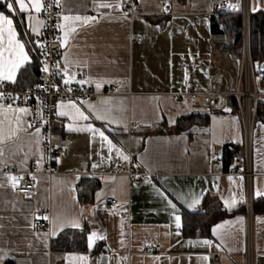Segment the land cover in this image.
<instances>
[{
    "label": "crops",
    "instance_id": "crops-1",
    "mask_svg": "<svg viewBox=\"0 0 264 264\" xmlns=\"http://www.w3.org/2000/svg\"><path fill=\"white\" fill-rule=\"evenodd\" d=\"M0 2L7 10L14 4ZM218 2L226 3L222 11L242 16L244 10L248 16L264 12V0H138L132 13L120 0H59L60 67L70 76L82 74L96 95L83 105L61 104L65 115L54 118L52 142L64 155L50 177L42 129L30 126L29 109L0 103V170L38 173L30 195L14 193L11 176L0 173V264H101L102 256L108 264H264V213L245 206L264 198V121L252 125L248 184L219 164L224 145L242 147L243 155L238 104L229 99L226 109L212 112L185 95L206 92L212 76L221 77L225 92L239 85L241 47L233 52L227 33L212 32L208 12ZM41 12H21L14 4V12L5 14L29 58L15 82L3 81L10 88H29L38 76ZM252 64L262 75L261 63ZM110 85L119 93L103 94ZM19 108L27 111H14ZM130 159L150 175L135 187L125 174ZM112 161L123 167L112 172ZM106 198L116 202L114 212ZM207 204L231 216L208 234L186 236L183 215L202 213ZM43 222L48 228L38 231L36 223ZM85 227L86 251L52 250L61 232ZM146 247L156 252L147 255Z\"/></svg>",
    "mask_w": 264,
    "mask_h": 264
},
{
    "label": "built area",
    "instance_id": "built-area-1",
    "mask_svg": "<svg viewBox=\"0 0 264 264\" xmlns=\"http://www.w3.org/2000/svg\"><path fill=\"white\" fill-rule=\"evenodd\" d=\"M43 10L41 18L43 20L42 34L36 37L40 44L38 52L39 74L33 86L26 89H14L8 87L4 82H0V103L11 108L20 106L29 109V124L31 127L42 129V145L44 150V173L51 176L58 160L64 151L52 142L53 122L57 113V105L66 103H77L83 105L92 96L96 95L88 86L82 74L70 76L66 74L59 64V55L62 50V37L59 34L58 17L59 9L56 0H43ZM138 0H120L123 10L131 11ZM225 2L212 3L209 9L210 15L219 17ZM137 35H132L135 38ZM240 80L239 85L233 91H223V81L220 76H212L206 92L186 93L191 103L208 111H223L228 106V100H234L239 107V116L243 126V155L235 157L228 166V175L241 174L249 184L252 174L251 168V146H252V125L256 114L258 99L264 98L262 87V75L253 68L249 21L247 11H243L242 16V45L240 48ZM47 68V71L44 69ZM71 77L68 84L64 81ZM83 81V83H81ZM116 86H108L103 94H118ZM181 98L183 94H176ZM126 170L130 187H135L138 178L141 181H148L150 175L146 172L137 171L132 159ZM222 165V160L219 161ZM123 167L119 161L110 162V170L116 172ZM0 173L17 177L16 181H11L14 193L30 195L34 192L38 175L37 171L31 170L25 173L16 171L13 167H6ZM105 206L109 212H114L116 202L112 198L105 199ZM246 209H251V201L247 200ZM35 228L43 231L48 228V222L36 223ZM156 252L154 247H146L144 253L147 255Z\"/></svg>",
    "mask_w": 264,
    "mask_h": 264
},
{
    "label": "trees",
    "instance_id": "trees-1",
    "mask_svg": "<svg viewBox=\"0 0 264 264\" xmlns=\"http://www.w3.org/2000/svg\"><path fill=\"white\" fill-rule=\"evenodd\" d=\"M0 12L10 14L5 5L0 2ZM249 21V36L251 57L254 63H264V12H251L248 16ZM212 32L214 34L227 33L232 41V50L237 52L242 43V14L240 12L222 11L219 17L211 15ZM39 74V69L38 73ZM264 89V72L262 73ZM234 112L236 106L233 107ZM255 119L264 121V98H260L256 105ZM242 147L227 144L222 147V165L223 170L226 171L233 159L241 156ZM244 211L240 210V212ZM252 211L255 213H264V198L254 201L252 203ZM228 216L226 212L222 211L220 207L207 204L204 212L198 214H184L183 233L186 236H193L198 234H208L213 224ZM89 233L87 227L81 230H65L57 237L52 239L51 247L53 251L70 252V251H86V238ZM101 245H97L100 249Z\"/></svg>",
    "mask_w": 264,
    "mask_h": 264
},
{
    "label": "snow or ice",
    "instance_id": "snow-or-ice-1",
    "mask_svg": "<svg viewBox=\"0 0 264 264\" xmlns=\"http://www.w3.org/2000/svg\"><path fill=\"white\" fill-rule=\"evenodd\" d=\"M56 2L57 4H59V0H56ZM14 4L19 6V10L21 12L34 10L36 13H39L41 12L43 8V4L41 3V0H27V2L26 0H14ZM14 4L7 3V8L9 12H14ZM101 7H109V5H101ZM64 19L67 20L69 18L64 17ZM76 19L79 20L80 17H76ZM29 20L31 21V17H29ZM32 30L36 31L35 28H33ZM5 53H7V59H5ZM28 59H29L28 55L24 51V44H22L17 39V32L13 25V20L9 16L5 15L4 13H0V82H3V81L15 82L17 72L28 61ZM44 71H47V68H45ZM70 80H71V77L66 79L64 83L68 84ZM81 83H83V81H81ZM97 87H99V85H97ZM0 98H2V94H0ZM60 107L61 105H57L58 111L56 114L58 116L65 115L64 112L59 111ZM73 107H75V105H73ZM89 107L91 108V106ZM0 110H2V106H0ZM14 111L24 113L27 111V109L19 108V109H15ZM76 111L81 118H83L84 120L88 119V117L85 116L83 112H80L79 109H76ZM99 118L100 117L97 116V119ZM89 130L95 131V129H91L90 126H89ZM101 136H103V133H101ZM125 159H127V157H125ZM8 179L14 182L17 180V177L12 176V177H9ZM256 195L259 196L261 195V193L257 191ZM195 202L196 201H194V203ZM232 203H235V201H233ZM225 204L227 207L231 206L228 204L227 201L225 202ZM42 218L48 219L47 217H42ZM175 219H176V226L177 228H179L180 227V217L177 215ZM70 224L72 227H79V224L76 221H71ZM213 231L215 232V229H213ZM96 236L97 234L94 232L88 236V247L89 248L92 247L94 238ZM204 243L208 244L210 242L204 241ZM79 259L83 260L85 258L80 257Z\"/></svg>",
    "mask_w": 264,
    "mask_h": 264
},
{
    "label": "water",
    "instance_id": "water-1",
    "mask_svg": "<svg viewBox=\"0 0 264 264\" xmlns=\"http://www.w3.org/2000/svg\"><path fill=\"white\" fill-rule=\"evenodd\" d=\"M262 70H264V63H261V65L259 66V71H260L261 73L264 72V71H262ZM101 264H108V263H107V257H106V256H102V257H101Z\"/></svg>",
    "mask_w": 264,
    "mask_h": 264
}]
</instances>
